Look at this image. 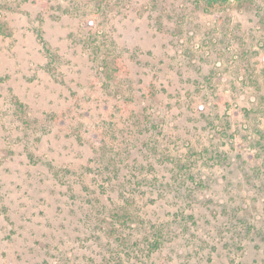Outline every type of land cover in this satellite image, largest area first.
<instances>
[{"label": "rangeland", "instance_id": "374dc122", "mask_svg": "<svg viewBox=\"0 0 264 264\" xmlns=\"http://www.w3.org/2000/svg\"><path fill=\"white\" fill-rule=\"evenodd\" d=\"M121 261L264 264V0H0V264Z\"/></svg>", "mask_w": 264, "mask_h": 264}, {"label": "trees", "instance_id": "16d2710c", "mask_svg": "<svg viewBox=\"0 0 264 264\" xmlns=\"http://www.w3.org/2000/svg\"><path fill=\"white\" fill-rule=\"evenodd\" d=\"M232 0H196V2L198 3V4H203L204 5V7L205 8H211V9H215V8H217V7H219V8H221V7H224L225 5H227V4H229L230 2H231ZM236 1H238V2H242V3H244V2H247V1H251V0H236ZM88 24V23H87ZM45 46H46V44H45ZM46 51L48 52V53H50V50H48V49H46ZM96 58L97 59H99V57H98V53H96ZM117 62V64L119 63L118 62V60L116 61ZM121 65V64H120ZM113 71H109L108 73H107V78H109L108 80H109V88H111L112 87V85H113V79H114V72L112 73ZM228 105H230V103L228 102L227 103ZM229 110L231 109V110H235V108H231V107H229L228 108ZM180 187V186H179ZM189 190H191V189H189ZM188 189H187V192H186V190H185V192L184 193H182L181 192V195L183 196V197H186V196H188V195H190L191 194V192L189 191ZM187 198V197H186ZM247 232H249V231H247ZM151 243H154V242H151ZM154 246H156V243H155V245ZM123 260V259H122ZM121 264H124V262L123 261H121Z\"/></svg>", "mask_w": 264, "mask_h": 264}]
</instances>
